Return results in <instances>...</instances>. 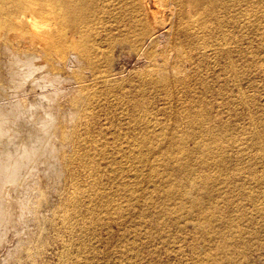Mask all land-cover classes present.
<instances>
[{
  "label": "bare ground",
  "instance_id": "1",
  "mask_svg": "<svg viewBox=\"0 0 264 264\" xmlns=\"http://www.w3.org/2000/svg\"><path fill=\"white\" fill-rule=\"evenodd\" d=\"M158 2L169 8V12L160 18L151 8L149 0H0V246L10 244L16 238L2 263L19 261L21 253L29 252L39 228L37 215L40 200L55 198L56 192L63 188L64 165H67L65 156H68V152L64 151L60 155L54 141L62 137V148L70 143L69 132L59 127V120L61 116L71 118L74 111L72 108L60 111V101L67 97L72 102L77 101V94L89 88L85 83V74L99 81L107 93L121 88L119 78L125 70L119 65L118 53L122 52L129 56H141L150 62L146 68L141 69L138 77L140 81L174 85L181 79L178 68L175 71L179 77L175 79L170 75L171 72L168 73L173 65L171 62L172 65L167 66L168 71L163 63L153 62L159 59V55L162 56L155 49L156 45L163 42L170 33L181 36L177 37L179 47L188 45L197 50L196 56L186 54L190 64L195 61L198 63L206 57L201 48L206 42L205 37L209 38L210 27L207 21L209 18L217 19L220 25L222 20L218 18L217 12L226 6V0ZM173 13L175 20L171 18ZM113 15L115 26L119 24L122 28L117 34L112 32L115 26L111 28L113 25H109L110 29L106 27V20L109 19L107 16L112 18ZM168 22H171L169 30ZM100 29H105L104 35ZM201 39L205 40L201 42ZM27 41L35 43L38 50H21L19 53L12 49ZM175 41H169L174 49L177 44ZM5 55L10 56L7 58ZM69 69L71 74L63 76L61 71ZM29 84L31 93L35 95L33 100L29 99L27 92ZM189 102L190 106L177 113L186 125L184 132L178 133L177 125L161 126L140 114L134 107L129 115V128L114 127L113 132L117 138L128 135L131 138L126 140L128 145L123 149L131 160V166L126 167L119 164V161L110 162V168L115 166L111 169L116 175L115 180L119 179V173L133 180L132 183L119 181L120 191L126 192L123 193L126 200L124 203L106 197L98 190L95 182H91L85 189L72 180L71 186L80 192L85 191L82 196L88 195L89 202L105 206L106 211L120 209L118 216L122 220L128 219L121 212L122 208L132 206L135 216L141 217L143 212L139 208L142 205H155V202L162 199L164 204L156 205L175 212L178 218H189L193 229L201 228L204 231L202 238L205 247L199 253L200 263L234 262L236 256L243 253L252 242L251 238H257L261 233L260 227L256 228L255 224H264V204L258 206L259 195L249 189H240L243 185L238 189L239 195L235 192L234 198H227L232 208L230 214L232 212L234 216H229V212L221 209L218 195L214 192L215 184L221 180V176L211 174L207 169L214 167L220 171L225 165L231 164L222 147L224 132L203 125L205 112L194 107V100ZM116 104L123 107L122 103ZM259 111L257 115L249 111V124L252 126L247 130L250 135L242 139H247L245 141L249 147L256 148L264 161V110L260 108ZM173 112L176 113L175 110ZM190 138L194 139L192 147L188 144ZM72 157L77 160L95 158L90 152L81 156L72 154ZM240 160L237 157L235 165L247 168L249 160L247 163ZM39 163L46 165L42 174ZM249 164L252 162L249 161ZM144 166L148 170L145 173ZM200 169L202 172H199ZM256 178L262 186L263 195L259 191L260 195L264 197V173ZM140 185L143 188L141 191L138 190ZM81 199L79 194L74 193L69 202L77 206L81 204ZM243 200L251 206L257 205V208L254 210L253 207L254 211H249L248 207L240 208L236 202ZM85 208L93 215V221L97 222L95 207L86 205ZM187 213H195V217H187ZM242 222L248 225L244 226ZM197 237L194 235L192 238L191 244L194 246Z\"/></svg>",
  "mask_w": 264,
  "mask_h": 264
},
{
  "label": "rangeland",
  "instance_id": "2",
  "mask_svg": "<svg viewBox=\"0 0 264 264\" xmlns=\"http://www.w3.org/2000/svg\"><path fill=\"white\" fill-rule=\"evenodd\" d=\"M149 3L159 18L169 12L168 6L159 4L158 0L156 2L149 0ZM225 7L230 9L227 10ZM225 7L218 9L219 17L216 15L222 20L220 25L216 22L217 19L209 18L207 21L210 27L209 38L205 37L206 42L201 48L205 51L206 57L201 58L198 63L195 61L196 63L190 64L186 54L196 56L197 50L188 45L179 47L177 34L172 35L169 32L165 40L156 45L155 49L160 51L162 56L159 55V59L153 62L163 63L167 71L169 68L167 66L173 64L168 73L171 72L170 75L175 79L181 74V79H178L174 85L165 86L140 81L138 77L141 69L146 68L150 62L141 56L130 55V57L121 52L122 54L118 53L120 54L118 61L121 69L125 70L119 78L121 88L107 93L99 81L92 80L93 78L86 73L85 83L89 88L76 93L77 101L72 102L69 97L60 101V111L69 108L74 111L71 118L65 119L61 116L59 120V127L69 132L70 143L66 148H62V137L54 141L60 155L64 151L68 152V156H65L67 165H64L63 188L56 192L55 198L40 200L37 215L39 228L34 235L31 249L29 252L21 253L19 261L13 260L9 264H202L198 257L199 253L201 254L200 250L204 251L205 247L202 238L204 231L201 228L193 229V223L189 218H178L175 212L166 211L160 205H156L164 204L162 199L155 202V205H142V208H139L143 212L141 217L135 216L132 206L122 208L121 212L128 218L122 220L118 216L120 209L106 211L105 206L89 202L88 195L82 196V192L85 191L80 192L71 186L72 180L77 181L85 189L91 182H95L98 190L106 197H111L120 203L126 201L123 195L126 192L120 191L121 183H132L133 180L130 176H121L120 173L119 179L115 180L116 175L111 170L115 166L110 168L112 166L110 162L119 161V164L126 167L132 164L128 154L123 150L128 145L126 140L131 138L129 135L117 138L113 130L115 126L129 128L128 120L133 107L161 126L177 125L178 133H181L185 131L186 125L177 113H180L184 107L190 106V100H194V107L206 114L203 125L224 132L222 147L231 164L225 165L220 171L214 167L207 169L209 173L221 176V180L215 184L214 191L215 195L219 196L217 198L221 209L229 212V216H234L232 212L230 214L232 208L227 198L229 196L234 198L235 192L238 194V189L243 185L246 187L240 189H249L259 195L258 206L264 204V197L261 196L262 186L256 178L264 173L262 155L256 148L249 147L247 139L246 141L242 139L250 135L248 130L252 125L249 124V111L257 115L260 108L264 110V0H226ZM107 18L109 19L106 20V27L110 29L113 25L111 27L113 28L116 24L114 15L112 17L114 21L110 16ZM171 18L176 19L174 13L171 14ZM170 26L171 22H168V30ZM114 28L113 33L121 32V25L117 24ZM100 30L104 35L105 29ZM172 39L177 43L175 49L169 42ZM205 39L200 41L203 42ZM12 49L20 53L21 50L37 51L38 47L35 43L27 41ZM5 56L8 58L10 55ZM38 61L40 62L41 59ZM177 68L179 74L176 72ZM61 73L65 76L71 74V70ZM27 88L29 99L33 100L35 95L31 93V85L29 84ZM138 89L141 91L138 92ZM116 103H122L123 107L117 106ZM174 110L176 113L173 112ZM191 113L196 114L194 111ZM235 134L237 137L234 136ZM188 144L192 147L194 139L190 138ZM88 152L95 158L77 160L72 157V154L81 156ZM237 157L245 163L248 160L252 162L249 164L248 161L247 168L250 171L244 168L246 166L235 165L234 161ZM254 166L257 172H253ZM45 167L44 163H39L41 174ZM143 171L144 173L148 171L145 166ZM199 172H202V169ZM42 178L45 181L44 175ZM142 189L140 185L138 190ZM74 193L81 196L80 205L75 206L69 202ZM204 202L208 204L205 198ZM236 203L240 208L248 207L249 211L254 207L244 200ZM86 205L95 207L97 222L93 221V215L86 210ZM187 214V217H195V213ZM118 221L120 222L117 223ZM241 224L248 225L244 222ZM263 225L255 224L256 228H261H259L261 230L259 238L254 237L256 240L251 238L255 242L250 240L253 243L251 242L242 251L243 253L238 254L234 262L224 264H264ZM122 227L124 228L120 229ZM194 235L198 236L195 246L191 244ZM15 242L16 238H13L10 244L5 243L0 246V264H4L2 259Z\"/></svg>",
  "mask_w": 264,
  "mask_h": 264
}]
</instances>
